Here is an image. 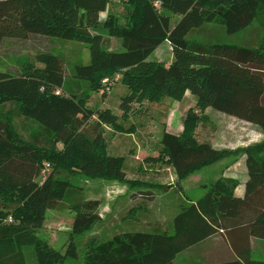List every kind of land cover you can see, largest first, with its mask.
<instances>
[{"label": "trees", "instance_id": "obj_1", "mask_svg": "<svg viewBox=\"0 0 264 264\" xmlns=\"http://www.w3.org/2000/svg\"><path fill=\"white\" fill-rule=\"evenodd\" d=\"M110 2L0 0V58L7 51L23 65L0 69V109L14 105L17 115L38 128L28 140L14 125L16 114L0 112V264H65L69 257L79 259L76 237L90 233L103 220L100 202L87 200L69 177L117 182L131 189L152 187L127 177L125 157L109 154L101 131L105 125L116 133L132 134L120 119L127 121L136 104L165 98L181 102L187 92L197 98L183 133L165 132L159 157L146 160L173 168L181 191L189 176L239 153L200 144L195 137L197 111L212 108L251 122L264 133V39L259 48L187 39L208 23L221 24L230 35L244 31L264 11V0H128L133 11L125 24L113 15L102 21ZM168 14L182 18L172 27ZM91 29L120 38L125 50H106L103 36ZM41 39L88 48L90 62L76 65L73 78L88 83L92 92L122 76L128 94L121 98V117L106 109L97 113L99 123L88 127L95 115L88 108L90 94L70 90L64 57L31 44ZM166 41L173 61L166 65L149 60ZM24 50L36 51L43 67L23 61ZM243 150L248 170L243 198L235 195L238 180L219 179L200 200L181 203L167 225L157 222L146 231L90 241L81 264H175L180 254L214 236L224 238L234 258L207 264H264L253 259L251 246L253 238L264 240V141ZM45 164L51 172L40 183ZM56 204L75 212L65 253L37 236Z\"/></svg>", "mask_w": 264, "mask_h": 264}, {"label": "rangeland", "instance_id": "obj_2", "mask_svg": "<svg viewBox=\"0 0 264 264\" xmlns=\"http://www.w3.org/2000/svg\"><path fill=\"white\" fill-rule=\"evenodd\" d=\"M132 11L133 7L128 3V0H111L107 11L101 14V19L105 21L109 15H113L122 24H125ZM168 15L171 17L172 27L176 26L182 18L178 15ZM263 22L264 11L258 15V18L249 28L240 33L230 35L221 24L208 23L191 32L187 39L190 42L205 45L226 43L247 48H259L264 39V27L261 24ZM91 31L93 34L98 33L103 36V47L106 50L114 52L125 50L122 40L111 37L107 30L91 29ZM31 44H36L38 48L42 47L44 51H54L55 54L62 55L65 59L70 90L74 93L80 94L84 91V93L90 94L88 108L95 115L87 122L88 127H95L99 123L97 113L106 109H110L121 117V98L128 94V89L121 82L122 76L119 75L109 82L104 81L106 86L97 93L90 90L88 83L73 78L76 65L90 62L88 48L76 43L48 39L35 40ZM22 55H24L23 61H29L36 67H43L37 61L36 51L24 50ZM173 58L172 47L166 41L150 56L149 60L168 65ZM5 65L23 66L19 61L13 59V56L9 55L7 51L0 58V69H4ZM192 96L190 95L188 99L179 103H175L176 101L170 98H165L160 103L145 102L142 105H134V112L129 119L127 121L120 119V123L125 129L134 131L132 134L116 133L110 127L101 125L103 140L109 154L125 157L124 171L127 177L143 181L152 187L131 189L128 186L114 185L105 180H91L84 176L69 177L75 186L83 189V195L87 200L100 202V214L103 215L104 219L90 233L76 237L75 245L79 259L69 257L65 264H81L88 250L89 242L94 239L98 242H104L126 232L146 231L148 228L157 227L153 224L156 216H162L163 223L166 225L171 223L174 215L179 212L178 207L181 203L186 202L187 199L200 200L213 184L224 178L222 175L235 164L238 165L234 170L236 176L239 179L244 178L245 165L244 162L242 164V161L246 155L241 151L264 141V133L259 126L251 124V122L236 119L212 108L203 112L197 111L200 117L195 132L197 141L200 144H208L218 151L227 150L239 153L228 156L212 166L204 167L199 172L189 176L181 184L183 191L177 182L173 168L164 163L155 164L146 161L150 157H159L162 150L161 140L165 132L178 131L181 132L180 135L183 133L184 121L188 112L191 109L196 110L197 99ZM8 111L15 113V106L6 105L0 109L1 113ZM14 125L19 134L28 140L38 129L36 124L17 114ZM50 172L49 168H44L37 179L38 182L42 183ZM63 177L68 178L66 174H63ZM154 185H161L162 189L155 188ZM74 219L75 212L61 207V204H56L48 210L45 224L37 232V236L47 241L57 251L65 253L69 247ZM251 246L253 259L264 261V240L255 239ZM197 251H208V249L201 247L195 251L192 249L189 252L185 251L178 257L175 264H207L204 259H201ZM27 253L32 259L33 248H29Z\"/></svg>", "mask_w": 264, "mask_h": 264}, {"label": "crops", "instance_id": "obj_3", "mask_svg": "<svg viewBox=\"0 0 264 264\" xmlns=\"http://www.w3.org/2000/svg\"><path fill=\"white\" fill-rule=\"evenodd\" d=\"M190 95L192 96V94L190 92H187L185 98L183 99V101H185L186 99H188ZM194 98H196V97L194 96ZM175 103H179V102L176 101ZM170 133L175 134V135H180L181 132H178L177 131V132H170ZM243 162H244V165H245V176H244V178L239 179L236 176V173L234 172V170H236V168L238 166L237 164H235L234 166L230 167L229 170H227L225 172V174L222 175L224 178H231V179H236V180L239 181V186L237 187V189L235 191V195L237 197H239V198H243L245 196V192H246V182L248 180V170H247V165H246V158L242 161V164H243ZM222 176H221V178H222ZM111 184L121 185V184H119L117 182H111ZM191 201L192 202H196L195 200H191ZM101 217H102V220H103L104 218H103V215L102 214H101ZM156 217L157 218L154 219L155 221H153V222H155V225L158 226V223H159V225L161 226L162 223H163L162 216L161 217L156 216ZM253 240H254V238L251 240V243H252ZM201 247H204V248L206 247L208 249V251H197L200 254L201 259H204L205 262H209V263H223V262L230 261V260H232L234 258L233 257V252H232L230 246L224 240V238L221 237V236L211 237V238H209V239L201 242L200 244H198L196 246H193L189 250L192 249V250L195 251V250H198V248H201ZM189 250H187L186 252H189ZM177 260H178V258H177Z\"/></svg>", "mask_w": 264, "mask_h": 264}, {"label": "built area", "instance_id": "obj_4", "mask_svg": "<svg viewBox=\"0 0 264 264\" xmlns=\"http://www.w3.org/2000/svg\"><path fill=\"white\" fill-rule=\"evenodd\" d=\"M106 82V81H105ZM45 166L47 167V168H49V165L48 164H45Z\"/></svg>", "mask_w": 264, "mask_h": 264}]
</instances>
